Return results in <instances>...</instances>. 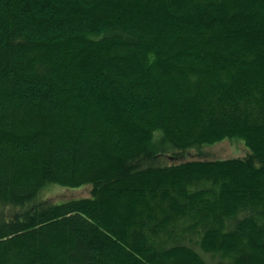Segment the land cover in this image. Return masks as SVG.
<instances>
[{"label":"trees","instance_id":"16d2710c","mask_svg":"<svg viewBox=\"0 0 264 264\" xmlns=\"http://www.w3.org/2000/svg\"><path fill=\"white\" fill-rule=\"evenodd\" d=\"M0 264H264V0H0Z\"/></svg>","mask_w":264,"mask_h":264},{"label":"rangeland","instance_id":"374dc122","mask_svg":"<svg viewBox=\"0 0 264 264\" xmlns=\"http://www.w3.org/2000/svg\"><path fill=\"white\" fill-rule=\"evenodd\" d=\"M247 147L238 139H225L215 144L204 145L200 148H194L184 154L179 155L181 159L169 157L168 162H186L192 159H219L229 157H244L247 155ZM50 198L62 201L68 198H78L88 196L91 193V186L68 187L56 185L48 192Z\"/></svg>","mask_w":264,"mask_h":264}]
</instances>
